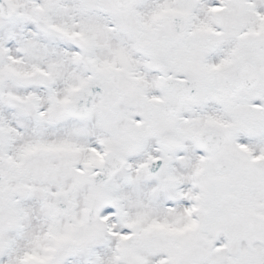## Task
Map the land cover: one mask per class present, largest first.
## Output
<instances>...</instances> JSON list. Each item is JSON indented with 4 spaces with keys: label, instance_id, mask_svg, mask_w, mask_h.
Here are the masks:
<instances>
[{
    "label": "snow or ice",
    "instance_id": "snow-or-ice-1",
    "mask_svg": "<svg viewBox=\"0 0 264 264\" xmlns=\"http://www.w3.org/2000/svg\"><path fill=\"white\" fill-rule=\"evenodd\" d=\"M0 264H264V0H0Z\"/></svg>",
    "mask_w": 264,
    "mask_h": 264
}]
</instances>
